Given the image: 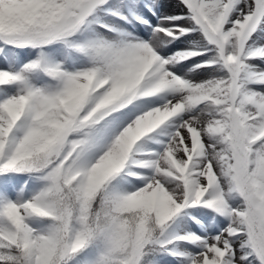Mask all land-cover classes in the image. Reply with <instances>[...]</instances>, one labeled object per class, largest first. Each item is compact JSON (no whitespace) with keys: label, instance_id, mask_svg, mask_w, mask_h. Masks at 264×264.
Listing matches in <instances>:
<instances>
[{"label":"snow or ice","instance_id":"obj_1","mask_svg":"<svg viewBox=\"0 0 264 264\" xmlns=\"http://www.w3.org/2000/svg\"><path fill=\"white\" fill-rule=\"evenodd\" d=\"M0 264H264V0H0Z\"/></svg>","mask_w":264,"mask_h":264}]
</instances>
